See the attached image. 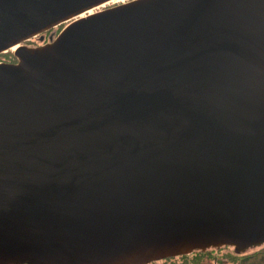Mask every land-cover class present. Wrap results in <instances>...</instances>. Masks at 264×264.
Returning <instances> with one entry per match:
<instances>
[{
  "label": "water",
  "instance_id": "water-1",
  "mask_svg": "<svg viewBox=\"0 0 264 264\" xmlns=\"http://www.w3.org/2000/svg\"><path fill=\"white\" fill-rule=\"evenodd\" d=\"M109 1L0 0V264L264 245V0Z\"/></svg>",
  "mask_w": 264,
  "mask_h": 264
},
{
  "label": "trees",
  "instance_id": "trees-1",
  "mask_svg": "<svg viewBox=\"0 0 264 264\" xmlns=\"http://www.w3.org/2000/svg\"><path fill=\"white\" fill-rule=\"evenodd\" d=\"M63 26V24H59L56 27V31L60 30V28ZM55 29V28H54ZM52 29L48 30L47 32L51 31ZM45 32V33H47ZM33 40H29L27 42H31ZM0 60L2 62L5 61H15V57L13 53L8 50L6 52L0 53ZM228 247H221L218 249H207L205 251H194L190 254L186 255H179L174 258L181 259V262L179 264H264V245L261 247H258L251 253H241V254H235L232 252L231 249L229 253L223 254L224 259L221 258L219 255V252L221 249H225ZM171 259V258H166Z\"/></svg>",
  "mask_w": 264,
  "mask_h": 264
},
{
  "label": "rangeland",
  "instance_id": "rangeland-1",
  "mask_svg": "<svg viewBox=\"0 0 264 264\" xmlns=\"http://www.w3.org/2000/svg\"><path fill=\"white\" fill-rule=\"evenodd\" d=\"M126 1H128V0H123V2H126ZM117 3H121V1H110V2H108V3H105L104 5H102V6H99V7H97V8H94L93 9V12H95V11H97V10H100V9H102V8H104V7H107V6H111V5H114V4H117ZM64 25V24H63ZM58 26V25H57ZM56 26V27H57ZM56 27H54V28H52V30L51 31H49V32H47V33H43V39L42 40H40L39 39V36H36V37H33V38H31L30 40H33V41H31V42H27V41H29V40H27V41H25V44H27L28 46H33V45H30V44H35V43H39V44H42V43H44V42H46V41H48V38L50 37V36H55L57 33H58V30L56 31ZM61 29V28H60ZM39 44H37V45H39ZM0 62H2L1 60H0ZM227 247V246H226ZM261 247V246H260ZM258 247H256V248H250V249H248V250H246L244 253H251V252H253L255 249H257ZM229 249H231L232 250V248L231 247H228V248H225V249H221V251L219 252V255L221 256V258H223L224 259V256H226V255H224L223 256V254H226V253H229L230 252V250ZM232 252H233V250H232ZM174 257H176V256H174ZM174 257H170L171 259H161V260H157V261H153V262H150V263H148V264H179L180 262H181V259H179V258H174Z\"/></svg>",
  "mask_w": 264,
  "mask_h": 264
},
{
  "label": "bare ground",
  "instance_id": "bare-ground-1",
  "mask_svg": "<svg viewBox=\"0 0 264 264\" xmlns=\"http://www.w3.org/2000/svg\"><path fill=\"white\" fill-rule=\"evenodd\" d=\"M112 1V0H111ZM113 1H121V3L123 2V0H113ZM110 2V1H109ZM104 5V4H103ZM102 6V5H101ZM89 12L91 13V12H93V9H91V10H89ZM82 15H84V14H82Z\"/></svg>",
  "mask_w": 264,
  "mask_h": 264
},
{
  "label": "flooded vegetation",
  "instance_id": "flooded-vegetation-1",
  "mask_svg": "<svg viewBox=\"0 0 264 264\" xmlns=\"http://www.w3.org/2000/svg\"><path fill=\"white\" fill-rule=\"evenodd\" d=\"M51 37V36H50ZM50 37L48 38V40L50 39ZM52 37H54V36H52ZM37 44H39V43H35V44H30V45H33V46H35V45H37ZM5 62H12V60H9V61H5Z\"/></svg>",
  "mask_w": 264,
  "mask_h": 264
}]
</instances>
